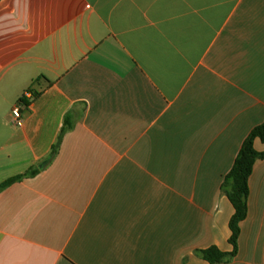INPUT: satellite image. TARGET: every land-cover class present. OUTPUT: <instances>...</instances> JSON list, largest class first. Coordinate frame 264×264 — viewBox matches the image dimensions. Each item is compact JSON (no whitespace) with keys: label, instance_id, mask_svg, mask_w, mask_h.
<instances>
[{"label":"crops","instance_id":"0c3cea01","mask_svg":"<svg viewBox=\"0 0 264 264\" xmlns=\"http://www.w3.org/2000/svg\"><path fill=\"white\" fill-rule=\"evenodd\" d=\"M263 123L264 0H0V184L37 172L0 193V264L232 252L221 186ZM247 205L224 264H264V159Z\"/></svg>","mask_w":264,"mask_h":264},{"label":"trees","instance_id":"16d2710c","mask_svg":"<svg viewBox=\"0 0 264 264\" xmlns=\"http://www.w3.org/2000/svg\"><path fill=\"white\" fill-rule=\"evenodd\" d=\"M35 96L37 95L34 94V98ZM21 101L24 107L28 108L32 100L21 99ZM70 128L71 123L69 118H66L57 144L52 149L51 156L56 155L63 135ZM256 140H259L264 144V123L255 127L250 132L244 141L230 172L223 180L221 190L225 193L234 209L233 216L229 222V229L231 232L229 243L233 250L230 253H226L217 247L212 246L208 249L196 251V255L209 264H224L229 262L237 255L240 224L246 219L248 213L247 199L249 196V179L256 160L264 159V152L261 153L255 149L254 144ZM36 173V171H32L28 174L8 179L7 181L0 184V193L6 188L10 187L12 184L22 180L27 176H33Z\"/></svg>","mask_w":264,"mask_h":264},{"label":"built area","instance_id":"2783aa9c","mask_svg":"<svg viewBox=\"0 0 264 264\" xmlns=\"http://www.w3.org/2000/svg\"><path fill=\"white\" fill-rule=\"evenodd\" d=\"M21 99H27V100L32 99L31 92H29V91L25 92ZM21 99L12 111V120H13L14 125H16L17 127L23 126L21 109L24 107V105H23Z\"/></svg>","mask_w":264,"mask_h":264}]
</instances>
